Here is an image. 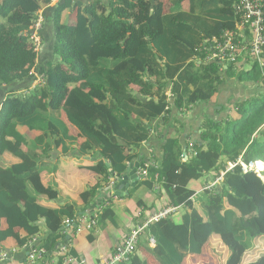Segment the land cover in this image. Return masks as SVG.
<instances>
[{"label": "trees", "instance_id": "1", "mask_svg": "<svg viewBox=\"0 0 264 264\" xmlns=\"http://www.w3.org/2000/svg\"><path fill=\"white\" fill-rule=\"evenodd\" d=\"M183 1L171 0L172 12L166 14L162 0H93L79 3L77 23L71 25L68 16L76 0H63L50 17L53 57L41 67L31 32L39 12L53 0H0V90L9 87L0 101V245L23 248L46 228L45 260L56 255L57 264H64L67 255L59 245L70 238L64 222L75 218L78 209L76 203L59 204L62 189L54 179L44 182L45 163L52 161L50 172H55L65 157L95 158L86 168L98 179L81 194L87 207L112 177L128 174L136 162L145 165L142 143L150 139L154 121H168L172 98L182 108L218 93L225 68L206 61L211 46L206 41L236 27V0H217L219 13L212 14L214 25L207 28L175 10ZM199 13L208 12L200 8ZM154 20L162 21V31L151 24ZM41 37L44 43L42 31ZM190 40L197 44L189 47ZM37 66L43 84L33 73ZM239 74L243 80L264 82L257 62ZM18 85L27 90L13 89ZM234 109L235 117L225 122L207 119L202 143L191 149L180 143L182 123L166 135L161 154L150 160L144 184L153 188L159 182L173 206L193 198V180L208 174L209 184L197 204L183 212L181 223L169 216L146 228L138 245L144 257L137 251L129 264H185L190 254L201 255L197 225L209 227L228 249L225 264L243 262L258 247L264 238V180L230 164L240 157L264 161V96ZM64 114L77 134L71 133ZM108 222L117 223L111 205L102 211L99 228H107ZM69 252L78 256L72 246ZM249 264H264V250Z\"/></svg>", "mask_w": 264, "mask_h": 264}, {"label": "crops", "instance_id": "2", "mask_svg": "<svg viewBox=\"0 0 264 264\" xmlns=\"http://www.w3.org/2000/svg\"><path fill=\"white\" fill-rule=\"evenodd\" d=\"M92 1L93 0H76V3L73 6L74 9L69 13L68 16V21L71 25H75L77 23L79 3L87 4L91 3ZM208 1H210V3H205ZM62 2L63 0H53L49 7H45L39 12V14H42L46 17V22L42 29L44 39L43 49L45 48V52L43 54V59L39 63V66L41 67L45 66L53 57L55 31L50 21V17L53 14L54 8ZM104 2L107 4L109 0H104ZM162 2L165 6V13H171V0H162ZM200 8H203L208 13H199ZM175 10L178 12H183V15L185 16L197 18L195 20L199 22L204 28L212 27L214 22L209 19H214L212 14L217 15L219 13V8H217V0H185L182 2L180 8H176ZM203 16H206L208 20L200 19V17ZM151 24L158 30L162 31L163 25L161 20H154L151 22ZM245 40H250L249 33H247ZM196 44L197 43L195 40H190L188 42L189 47H194ZM253 64L254 61L250 60L246 56H243L240 64H232L234 66H232L231 70H228L229 65L231 64H224V80L219 86L218 93L211 100L199 101L195 105L178 108L174 105V99L172 98V112L170 118H168L167 122H165L162 118H158L156 121H154L152 123V135L150 139L142 143L141 151L146 162L145 164L151 165L150 160L155 159L161 154L162 147L165 143L164 139L167 134L173 132L172 127L176 123H182L183 125V133L180 138V143L183 149H191L195 143H202L201 137L204 130L203 125L207 119H210L214 122H225L231 117H235L236 110L234 108L238 103L244 102L253 97H263L264 82L243 80L239 76V73L251 70ZM41 67L37 66L35 72L38 70V68L41 70ZM23 87L25 86L18 85L16 87L14 86L13 89H20ZM23 89L22 91L27 90V88L24 90ZM6 90H9V87H6L4 91L0 90V101H2L3 97L5 96ZM169 94H171L170 91ZM63 119L71 133L77 134L79 130L69 122L65 114L63 115ZM92 160H95V158L82 156L65 157L58 164L55 172H50V169L54 165L52 161L45 163L46 170L43 171L44 182L48 183L51 179H54L55 183H58L62 189V198L59 201V204L65 202L76 203L78 209L76 214L77 217H82L83 215H93L98 210H100L99 218L102 211L107 208V205H111L114 207V212L117 217L116 224L108 222L107 228L103 230L99 228L98 224L90 230L84 229L79 233L71 230L70 232L72 236H69L71 240L69 251L70 247L72 246L78 253V256H74L70 252L65 253L67 256L64 264H67L66 262L69 257H75L78 260L84 259L86 260V264H101L105 262L113 255L114 251L116 250L117 246L120 245L122 240H124V235L129 231V229L131 230L137 228L139 225H142L151 215L165 208L178 207V212L174 213L172 216L177 223H181L183 212L191 210L192 207L197 204L198 197L209 184L207 182L208 174L200 180H193L190 183V187L196 191V194L193 196V198L182 206H173L169 203L166 194L160 190L161 184L159 182H154L153 188H149L144 184L145 181L139 179L138 177L137 184L139 182L142 184L139 185L138 189L134 191L131 197L125 198L127 195H129L131 189L137 184L135 186L128 187L127 195H119L116 193L115 189L109 188L117 183V176H114L111 178L109 185L99 189L97 197L91 202L89 206L85 207L81 199V194L86 189L87 185L96 184L98 179L96 173L86 168V166H88ZM139 167H141V165ZM112 179L115 181L114 184H111ZM203 179L206 180L204 181ZM219 179L220 178H217L216 182L219 183L221 181ZM213 184L215 183L213 182L211 185ZM139 201L143 202L142 206L139 205ZM46 232L47 229L44 228L41 234L36 235L39 236L41 242L43 237H45ZM195 233L197 239L199 242H201L203 253L201 255L190 254L185 264H201L203 259L202 255L207 254V244L212 240L221 242L218 237L210 233L209 227L197 225L195 226ZM90 236H93L94 240H91ZM61 247L62 246L60 244L59 249H61ZM5 251L11 254V258L9 260L1 259V253ZM138 253L144 257L141 251H138ZM57 262L58 258L56 255H54L49 260L44 259L38 261L37 264H57ZM0 264H29L28 252L23 248H16V246L12 245L10 242H6L4 245L1 244Z\"/></svg>", "mask_w": 264, "mask_h": 264}, {"label": "built area", "instance_id": "3", "mask_svg": "<svg viewBox=\"0 0 264 264\" xmlns=\"http://www.w3.org/2000/svg\"><path fill=\"white\" fill-rule=\"evenodd\" d=\"M234 9L239 16V21L233 30H226L219 38H213L210 42L209 54L206 61H216L221 64H240L243 56L257 62L264 76V0H236ZM44 16L39 14L34 21L31 32V40L33 41L35 50L40 54L43 51V41L41 31L43 28ZM247 33L250 34V40H245ZM39 81H43V77L39 76ZM259 161L252 160L245 162L239 158L235 164H230V168L234 165H241L243 172H254L264 180V169L259 167ZM263 161V160H262ZM264 162V161H263ZM149 164H145L138 168L137 173L139 179L147 181ZM223 175V173H222ZM219 180H222L220 178ZM115 181L112 179L111 184ZM215 185V184H213ZM212 185V186H213ZM99 211L93 215L76 216L75 218H67L64 222V233L71 234V230L79 233L84 229H92L98 224ZM178 212V207H168L153 215H151L142 225L133 229L123 243L117 246L113 255L101 264H129L132 257L138 251V245L141 236L146 228L155 222H159L164 218L172 216ZM70 238L65 245L61 247L63 253L69 252ZM151 246L156 245L155 237L149 238ZM24 250L28 252L29 264H37L38 261L46 259L49 256L48 251L44 248L39 236H35L25 244ZM11 254L9 252L1 253L2 260H9ZM67 264H86V260H78L75 257H69Z\"/></svg>", "mask_w": 264, "mask_h": 264}, {"label": "rangeland", "instance_id": "4", "mask_svg": "<svg viewBox=\"0 0 264 264\" xmlns=\"http://www.w3.org/2000/svg\"><path fill=\"white\" fill-rule=\"evenodd\" d=\"M44 52H45V48L43 49L42 53H40L41 55L39 54L40 55L39 56L40 57L39 63L44 57V55H43ZM33 73L35 75V78H36V76H37V78H38V76H40L38 74V72H35V70L33 71ZM41 84H43V82ZM259 162H261V161H259ZM262 169H264V168H262ZM203 180L205 181L206 179H203ZM256 244L258 245V247H256V245H255L248 251L247 256L245 257V259L243 261V264H247V263L254 261L258 257V255H260L262 253V251L264 250V248H263L264 247V238ZM207 245H208L207 246L208 247L207 254L202 255L203 259H202L201 264H225V262L229 256V251H227V248L225 246H223L220 241L217 242L215 240H212Z\"/></svg>", "mask_w": 264, "mask_h": 264}, {"label": "water", "instance_id": "5", "mask_svg": "<svg viewBox=\"0 0 264 264\" xmlns=\"http://www.w3.org/2000/svg\"><path fill=\"white\" fill-rule=\"evenodd\" d=\"M139 166H140L139 162H136L135 164L131 165L130 173L122 177H117V183L115 185H112L109 188L115 189L116 193L119 195H122V196L127 195L128 187L135 186L138 182L137 169ZM239 264H242V262Z\"/></svg>", "mask_w": 264, "mask_h": 264}, {"label": "bare ground", "instance_id": "6", "mask_svg": "<svg viewBox=\"0 0 264 264\" xmlns=\"http://www.w3.org/2000/svg\"><path fill=\"white\" fill-rule=\"evenodd\" d=\"M259 167L262 169L264 168V162H259Z\"/></svg>", "mask_w": 264, "mask_h": 264}]
</instances>
